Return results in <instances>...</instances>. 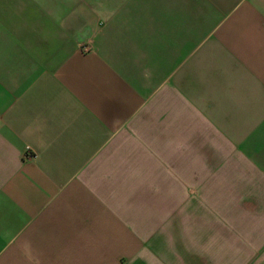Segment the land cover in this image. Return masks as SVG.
<instances>
[{"label":"crops","instance_id":"0c3cea01","mask_svg":"<svg viewBox=\"0 0 264 264\" xmlns=\"http://www.w3.org/2000/svg\"><path fill=\"white\" fill-rule=\"evenodd\" d=\"M0 264H264V0H0Z\"/></svg>","mask_w":264,"mask_h":264},{"label":"rangeland","instance_id":"374dc122","mask_svg":"<svg viewBox=\"0 0 264 264\" xmlns=\"http://www.w3.org/2000/svg\"><path fill=\"white\" fill-rule=\"evenodd\" d=\"M82 51L87 53V52H91L92 51V47L89 45L83 46L82 47Z\"/></svg>","mask_w":264,"mask_h":264}]
</instances>
